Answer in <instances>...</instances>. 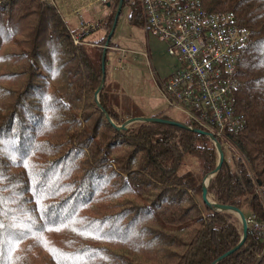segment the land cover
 Here are the masks:
<instances>
[{"label": "trees", "instance_id": "obj_1", "mask_svg": "<svg viewBox=\"0 0 264 264\" xmlns=\"http://www.w3.org/2000/svg\"><path fill=\"white\" fill-rule=\"evenodd\" d=\"M118 1L103 36L74 44L57 5L0 0V264H264V239L249 223L242 243L218 259L242 227L233 212L203 201L204 178L218 163L207 135L153 121L116 127L145 116L109 78ZM202 6L233 13L250 33L236 62L240 126L219 140L229 155L223 149L208 198L261 222L264 0ZM124 7L143 25L139 0H123L117 19Z\"/></svg>", "mask_w": 264, "mask_h": 264}, {"label": "built area", "instance_id": "obj_2", "mask_svg": "<svg viewBox=\"0 0 264 264\" xmlns=\"http://www.w3.org/2000/svg\"><path fill=\"white\" fill-rule=\"evenodd\" d=\"M41 1L57 5L54 0ZM115 1L98 0L102 5ZM139 2L144 26L166 39L169 54L179 55L184 64L161 83L160 91L166 104L186 115V128L205 131L215 146L225 138L227 130H237L240 126L233 111V92L237 86L236 62L240 48L249 38V30L238 26L231 12L204 9L202 0ZM58 8L65 17L76 16L77 27L71 32L74 44L88 41L86 36L97 28L107 30L104 17L85 20L80 8L70 7L64 13ZM126 52L120 49L117 69L126 67L122 64ZM212 175V172L206 175L204 185ZM246 221L264 239V221L252 217H247Z\"/></svg>", "mask_w": 264, "mask_h": 264}, {"label": "rangeland", "instance_id": "obj_3", "mask_svg": "<svg viewBox=\"0 0 264 264\" xmlns=\"http://www.w3.org/2000/svg\"><path fill=\"white\" fill-rule=\"evenodd\" d=\"M54 1L62 8L63 13L64 10L67 12L70 7L80 8L85 20L104 17L113 8V4L102 5L98 0ZM127 14L128 8L124 7L111 37L114 46L109 49V63L107 62L110 66L108 68L110 80L118 82L122 90L138 104L145 116L163 113L175 121L185 123L186 115L182 111L168 106L160 91L161 83L165 82L178 67L184 65L180 56L170 55L166 39L152 29L146 28L144 24L130 22ZM65 18L70 26L77 27L74 14ZM104 29V27L95 29L86 36V39L92 41L100 38L105 33ZM121 48L127 50L122 61L126 67L117 69ZM118 90L117 92L120 93L121 91ZM222 145L225 156H228V144L222 143Z\"/></svg>", "mask_w": 264, "mask_h": 264}, {"label": "water", "instance_id": "obj_4", "mask_svg": "<svg viewBox=\"0 0 264 264\" xmlns=\"http://www.w3.org/2000/svg\"><path fill=\"white\" fill-rule=\"evenodd\" d=\"M122 2H123V0H119L118 1V6H117V10H116L114 22H113V25H112V29L110 30L109 36L107 38V42H108L110 36L112 35V33L114 31L115 23L117 21V17H118L119 10L121 8ZM106 48H107V45L104 46V50H103V53H102V64L104 63V59H105V49ZM103 79H104V76L102 74L101 84L95 90V93H94V97L96 98V100H98V93H99V91H100V89H101V87L103 85ZM135 121H153V122H160V123L178 125V126H181V127H187L184 123L175 121L173 119L155 117V116H152V115H150V116H136V117H131V118L126 119L124 121V123H122V124H120V125H118L116 127L118 129H125L130 123L135 122ZM193 130L196 131V132H199V133H202V134H205L206 135V132L205 131H202L200 129H193ZM215 148H216L217 153H218V163H217L215 169L212 171L213 175L220 168L221 163H222L223 158H224V153H223L222 147H221V145H220L219 142H216ZM210 178H209L208 182L210 181ZM202 198H203V201L205 203L214 205L218 210H227V211L233 212L238 217V219L240 220V223H241L242 236H241V239H240L239 243L235 247H233L231 250H229L228 252L222 254L218 258V259H221V258L225 257L227 254H229L230 252H232L234 249H236L242 243V241L245 239L246 234H247V229H248L247 221H246V218H245L244 214L242 213V211L239 208H237L236 206L230 205V204L222 205V204H216L215 202H211L209 200V198H208L207 186L206 185H203ZM214 263L215 262H213L212 264H214Z\"/></svg>", "mask_w": 264, "mask_h": 264}, {"label": "crops", "instance_id": "obj_5", "mask_svg": "<svg viewBox=\"0 0 264 264\" xmlns=\"http://www.w3.org/2000/svg\"><path fill=\"white\" fill-rule=\"evenodd\" d=\"M66 1H72V0H66ZM61 2H62V0H61ZM69 16H71V15H69ZM172 74V73H171Z\"/></svg>", "mask_w": 264, "mask_h": 264}]
</instances>
